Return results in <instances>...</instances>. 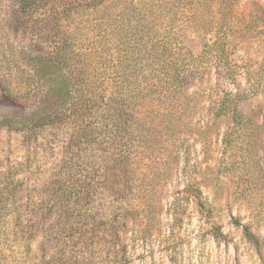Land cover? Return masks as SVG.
Returning <instances> with one entry per match:
<instances>
[{
    "label": "rangeland",
    "instance_id": "374dc122",
    "mask_svg": "<svg viewBox=\"0 0 264 264\" xmlns=\"http://www.w3.org/2000/svg\"><path fill=\"white\" fill-rule=\"evenodd\" d=\"M51 3L0 0V208L18 210L32 239L22 261L264 264V91L241 104L245 124L217 116L218 95L234 84L210 60L180 93L171 120L149 102L143 123L131 127L108 121L96 134L49 124L30 134L22 125L43 94L27 102L20 94L32 79L26 63L40 50L52 53L53 39H41ZM258 8L264 14V0H240L239 12ZM183 33L198 53L201 39ZM235 48L232 63L262 69L264 27Z\"/></svg>",
    "mask_w": 264,
    "mask_h": 264
},
{
    "label": "trees",
    "instance_id": "16d2710c",
    "mask_svg": "<svg viewBox=\"0 0 264 264\" xmlns=\"http://www.w3.org/2000/svg\"><path fill=\"white\" fill-rule=\"evenodd\" d=\"M60 1L25 4L39 9L52 2L54 7L41 35L55 42L52 53L40 50L25 67L32 79L24 80L20 96L27 102L39 90L43 94L41 107L20 123L30 134L49 124L71 123L77 133L93 128L96 134L103 130L99 123L108 121L131 127L143 123L149 102L171 120L183 106L180 93L210 60L218 77L234 84L218 95L217 116L245 124L241 104L264 91V62L262 69L232 63L239 41L264 27L259 8L239 12L240 0H84L61 11ZM184 30L201 39L198 53L186 44ZM20 217L16 209L0 208V264L5 256L6 264H26L22 258L32 253ZM243 228L258 243L250 226Z\"/></svg>",
    "mask_w": 264,
    "mask_h": 264
}]
</instances>
